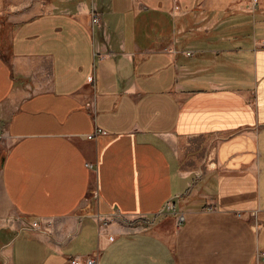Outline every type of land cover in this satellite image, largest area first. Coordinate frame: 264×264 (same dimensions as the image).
<instances>
[{"label": "crops", "instance_id": "crops-1", "mask_svg": "<svg viewBox=\"0 0 264 264\" xmlns=\"http://www.w3.org/2000/svg\"><path fill=\"white\" fill-rule=\"evenodd\" d=\"M262 251L264 0H30L0 17V264Z\"/></svg>", "mask_w": 264, "mask_h": 264}, {"label": "rangeland", "instance_id": "rangeland-1", "mask_svg": "<svg viewBox=\"0 0 264 264\" xmlns=\"http://www.w3.org/2000/svg\"><path fill=\"white\" fill-rule=\"evenodd\" d=\"M30 0H0V17L3 16L5 13H7V10L10 8H17V7H21L22 5L26 4L27 2H29ZM250 1H258V0H250ZM187 54H189L190 52H186ZM183 215V214H181ZM180 214L177 215L178 217V222L180 221ZM32 223L37 222V226L40 225L39 221H35L32 220Z\"/></svg>", "mask_w": 264, "mask_h": 264}, {"label": "built area", "instance_id": "built-area-1", "mask_svg": "<svg viewBox=\"0 0 264 264\" xmlns=\"http://www.w3.org/2000/svg\"><path fill=\"white\" fill-rule=\"evenodd\" d=\"M92 21L94 23H98L99 22V13L97 11H93L92 14ZM98 131H100V129H98ZM89 137H92V135H89ZM170 202L166 205L167 208H171L172 206L169 205ZM183 219V215L180 216V221ZM34 226H37V222L33 223ZM261 256H262V260L264 261V251L261 252ZM73 261H76L77 258L73 257L72 258ZM85 264H97V259L95 257H87L85 259Z\"/></svg>", "mask_w": 264, "mask_h": 264}]
</instances>
